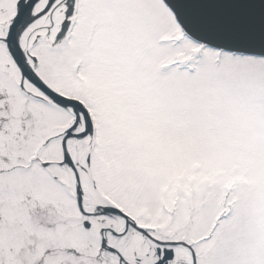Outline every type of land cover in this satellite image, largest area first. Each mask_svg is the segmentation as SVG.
I'll return each mask as SVG.
<instances>
[{
	"label": "snow or ice",
	"instance_id": "obj_1",
	"mask_svg": "<svg viewBox=\"0 0 264 264\" xmlns=\"http://www.w3.org/2000/svg\"><path fill=\"white\" fill-rule=\"evenodd\" d=\"M0 264H264V0H0Z\"/></svg>",
	"mask_w": 264,
	"mask_h": 264
}]
</instances>
